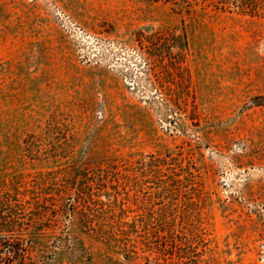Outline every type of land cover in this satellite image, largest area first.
<instances>
[{
  "label": "rangeland",
  "instance_id": "374dc122",
  "mask_svg": "<svg viewBox=\"0 0 264 264\" xmlns=\"http://www.w3.org/2000/svg\"><path fill=\"white\" fill-rule=\"evenodd\" d=\"M0 264H264V17L0 0Z\"/></svg>",
  "mask_w": 264,
  "mask_h": 264
},
{
  "label": "trees",
  "instance_id": "16d2710c",
  "mask_svg": "<svg viewBox=\"0 0 264 264\" xmlns=\"http://www.w3.org/2000/svg\"><path fill=\"white\" fill-rule=\"evenodd\" d=\"M150 3L172 2L184 7L191 6L196 0H142ZM210 3L221 11L236 12L242 15L264 17V0H210Z\"/></svg>",
  "mask_w": 264,
  "mask_h": 264
}]
</instances>
